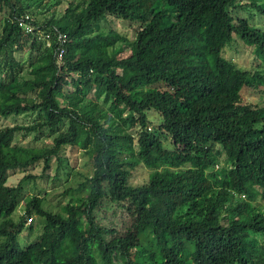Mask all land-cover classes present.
Wrapping results in <instances>:
<instances>
[{
    "label": "trees",
    "instance_id": "obj_1",
    "mask_svg": "<svg viewBox=\"0 0 264 264\" xmlns=\"http://www.w3.org/2000/svg\"><path fill=\"white\" fill-rule=\"evenodd\" d=\"M47 1L0 0V264H264V1Z\"/></svg>",
    "mask_w": 264,
    "mask_h": 264
},
{
    "label": "rangeland",
    "instance_id": "obj_2",
    "mask_svg": "<svg viewBox=\"0 0 264 264\" xmlns=\"http://www.w3.org/2000/svg\"><path fill=\"white\" fill-rule=\"evenodd\" d=\"M240 1H249V0H240ZM264 1V0H263ZM49 3L48 9L49 11L45 12L46 16L51 15V12L54 11V9L56 8V6L54 5L55 0H48L47 1ZM65 4L64 1H62V4H60L59 8H57V12L58 11H63V9L65 8ZM240 16H245V13L240 14ZM36 19L41 20L42 18L40 16H37ZM259 24L260 27H262L264 29V20H256ZM256 22V23H257ZM250 23H252V21L250 20ZM129 24L126 23H120V22H115V29L120 32L122 35L127 36V38H132L133 37V33H132V28L131 26H128ZM226 56L230 55V50L228 49L227 52L225 53ZM232 58L234 60V62L242 67V68H250L255 66V61L252 59V56L250 54L249 51H244L243 53H237L232 55ZM257 96H251L249 101L251 104H254V99ZM30 119V118H29ZM10 121H6V120H0V126L3 125H7L9 124ZM12 123V122H11ZM28 140H24L22 141V144H26L28 145L29 142H27ZM88 155L83 154L82 152L77 153V158L75 163L73 162V165L75 164L74 168L75 170L73 171V173H71L70 177L67 179V181H65L63 184L60 182V184H57V187L52 188V190L50 188H47L48 191L50 189L49 194L45 197V202H44V208L52 211V212H56L58 211L60 208L59 206L61 204L58 203V199L62 200L63 203L68 199L67 196L69 195H74L77 194L75 191H70L65 197H60L59 195H61L63 193V191L65 190L66 187H72L75 188L76 187V183L79 180V177L76 176V172H88L90 171V167L89 166H85V163L88 162ZM53 172V170L51 171ZM147 170L146 169H140L137 171L135 177L132 180L133 184H139L141 182H143L146 178H147ZM19 180V176H15L13 178H11L8 183H10L11 181L14 183H17V181ZM43 187V183L37 184V189H35L32 185H28L27 186V192L26 195H30L32 194V190L31 188L34 189V192H36L39 195H42V191L41 188ZM52 187V186H50ZM43 190V189H42ZM41 192V193H40ZM23 205L21 204V206L18 207L16 213L14 214L13 218L16 220L18 215H20L23 211ZM110 212H112L111 210H109ZM110 214V213H109ZM111 219L117 224V225H127L129 223V219L126 218L125 216H122L121 214H116L115 216H113V218L111 217ZM125 222V223H124ZM29 223H34V221L30 222L29 220L26 221L25 226L27 227L29 225ZM40 220H37V223L34 225L33 230L30 231H24L22 232V234H20L18 236V241L20 242V245L26 246L29 243L33 242L34 240H37V238L40 236L41 232H42V226L40 224ZM117 229H121L119 226H117ZM123 230H125V227H123ZM142 238V239H141ZM146 235L144 233L141 234V236H139V239L141 240V243L139 245V251H142V254L144 256V258L146 259V257H149L150 261H159L161 258V251L160 249H157L155 246V242L153 240L152 235L149 234V239L145 240ZM154 246H152V245ZM136 260H140L138 257Z\"/></svg>",
    "mask_w": 264,
    "mask_h": 264
},
{
    "label": "clouds",
    "instance_id": "obj_3",
    "mask_svg": "<svg viewBox=\"0 0 264 264\" xmlns=\"http://www.w3.org/2000/svg\"><path fill=\"white\" fill-rule=\"evenodd\" d=\"M258 203L262 204V202H261L260 200H259ZM258 239H259V238H258ZM259 241L261 242V241H262V238H260Z\"/></svg>",
    "mask_w": 264,
    "mask_h": 264
},
{
    "label": "built area",
    "instance_id": "obj_4",
    "mask_svg": "<svg viewBox=\"0 0 264 264\" xmlns=\"http://www.w3.org/2000/svg\"><path fill=\"white\" fill-rule=\"evenodd\" d=\"M30 31V30H29ZM31 32V31H30ZM59 57H61V54L59 55Z\"/></svg>",
    "mask_w": 264,
    "mask_h": 264
}]
</instances>
